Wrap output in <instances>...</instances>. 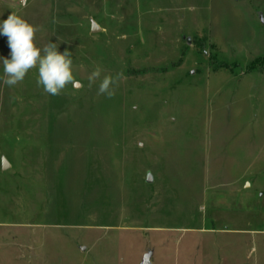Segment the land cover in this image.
Here are the masks:
<instances>
[{
  "label": "rangeland",
  "instance_id": "rangeland-1",
  "mask_svg": "<svg viewBox=\"0 0 264 264\" xmlns=\"http://www.w3.org/2000/svg\"><path fill=\"white\" fill-rule=\"evenodd\" d=\"M12 12L83 87L0 80V264H264V0H0ZM2 58L4 35L0 77ZM96 66L123 74L112 98Z\"/></svg>",
  "mask_w": 264,
  "mask_h": 264
},
{
  "label": "clouds",
  "instance_id": "clouds-1",
  "mask_svg": "<svg viewBox=\"0 0 264 264\" xmlns=\"http://www.w3.org/2000/svg\"><path fill=\"white\" fill-rule=\"evenodd\" d=\"M21 3L24 4L25 0ZM37 31L16 12L0 22V35L7 37L11 56L10 59L2 58L3 76L0 80L8 87H15L32 69H37L36 83L44 93L58 96L68 85L78 91L83 85L74 76L72 53L58 51V45L51 42L43 48L38 47L35 42ZM122 75L117 73L116 76L108 74L102 77L101 67L96 66L88 76V87L91 88L99 80L97 94L112 98Z\"/></svg>",
  "mask_w": 264,
  "mask_h": 264
},
{
  "label": "water",
  "instance_id": "water-1",
  "mask_svg": "<svg viewBox=\"0 0 264 264\" xmlns=\"http://www.w3.org/2000/svg\"><path fill=\"white\" fill-rule=\"evenodd\" d=\"M261 20L264 23V17L263 16H261ZM98 29H99V27L97 26V24L95 22H92V31L93 32H96ZM6 167H7V161L4 160L3 161V168L5 169ZM151 180H152V176L149 175L148 176V181H151ZM149 256H150V254H146V256H145L144 261H143L142 264H150V262H149Z\"/></svg>",
  "mask_w": 264,
  "mask_h": 264
}]
</instances>
